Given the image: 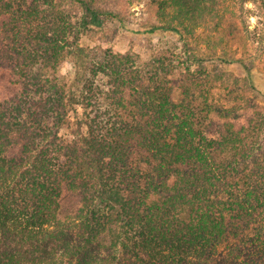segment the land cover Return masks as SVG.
Returning <instances> with one entry per match:
<instances>
[{
	"label": "trees",
	"instance_id": "obj_1",
	"mask_svg": "<svg viewBox=\"0 0 264 264\" xmlns=\"http://www.w3.org/2000/svg\"><path fill=\"white\" fill-rule=\"evenodd\" d=\"M71 1L0 0V264H264V103L197 36L230 0L159 1L140 33L181 46L147 60L83 46L124 15Z\"/></svg>",
	"mask_w": 264,
	"mask_h": 264
},
{
	"label": "rangeland",
	"instance_id": "obj_2",
	"mask_svg": "<svg viewBox=\"0 0 264 264\" xmlns=\"http://www.w3.org/2000/svg\"><path fill=\"white\" fill-rule=\"evenodd\" d=\"M161 0H97V6L102 10H112L124 15L123 23L117 19L99 17L84 31L82 45L88 48H111L115 52H133L144 59H149L156 52L163 49H173L181 46L180 37L172 32L156 31L154 33H140L152 24H162L169 20L167 15L157 13L161 8ZM65 8L73 17L81 16V12L72 5L71 0H65ZM222 15L224 19L212 18L214 24L198 29L197 36L207 48L206 43L211 42V47L217 44L219 54L227 53L238 59L250 62L255 88L259 93L261 102L264 103V9L259 5L242 0H230ZM219 17V16H218ZM234 27H238L239 31ZM217 32V33H216ZM212 36V37H211ZM243 37L249 44V50L240 47L239 39ZM224 40L221 44H219ZM247 52V55L245 54ZM236 76L245 77L246 71L239 64L227 67ZM73 65L63 63L59 74L71 77ZM4 76L0 82V98L9 96L12 92L6 87L9 84L10 74L0 73ZM4 78H6L4 80ZM11 86V85H10ZM12 87V86H11ZM21 90V86L12 87V91ZM71 123L63 128L62 134L67 137L75 130V114L71 115Z\"/></svg>",
	"mask_w": 264,
	"mask_h": 264
}]
</instances>
